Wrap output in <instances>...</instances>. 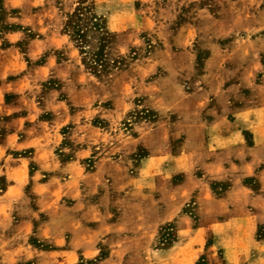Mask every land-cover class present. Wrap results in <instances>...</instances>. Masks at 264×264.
I'll return each instance as SVG.
<instances>
[{
  "label": "rangeland",
  "instance_id": "obj_1",
  "mask_svg": "<svg viewBox=\"0 0 264 264\" xmlns=\"http://www.w3.org/2000/svg\"><path fill=\"white\" fill-rule=\"evenodd\" d=\"M80 7L83 43L67 26ZM257 98H264V0H0V144L12 134L0 154V264H149L158 253L179 254L180 264H232L223 247L210 249L213 231L198 230L205 214L194 197L182 206L185 228L166 220L149 243H127L131 232L110 225L139 208L126 183L150 155L194 154L204 167L198 173L209 162L239 163L230 150L204 152L190 136L209 109L229 105L232 113ZM243 135V156L260 158L255 173L264 170V146L254 149ZM66 179L74 181L69 193ZM210 182L221 199L237 187ZM237 185L264 202L255 174ZM243 198L253 237L264 244V211ZM96 223L106 227L87 256L78 248L66 261L32 254L66 250L70 229ZM43 228L50 239L61 231L64 245L41 239ZM111 253L123 260L104 261Z\"/></svg>",
  "mask_w": 264,
  "mask_h": 264
},
{
  "label": "crops",
  "instance_id": "obj_2",
  "mask_svg": "<svg viewBox=\"0 0 264 264\" xmlns=\"http://www.w3.org/2000/svg\"><path fill=\"white\" fill-rule=\"evenodd\" d=\"M257 99L254 100L253 105H241L232 113L229 105L222 110L216 106L211 110L209 109L207 114L211 116L208 119L200 120L194 129L196 132L193 130L194 133L190 136V139L200 149H204V152L230 150L234 158H239V163L230 160L228 162L230 165L221 167L217 161L212 164L213 166L209 162V166L205 168L207 174L206 172H196L203 166L196 163L194 159H190L191 155L194 154L172 155L167 150H161L155 155L142 159L137 168L138 173L129 177L126 183L127 188L130 189L127 196L134 198L129 199V203L141 204L137 210L128 211L126 223L115 224L113 222L110 225L111 229L130 231L129 235L126 234L128 236L126 242L134 243V246L149 243L151 234L160 223L166 222V220L175 219L178 229L185 228L184 223H189L190 220L188 216L181 214L182 206L188 198L194 197L199 206L198 210L201 214H205L200 218L201 224L198 230L208 229L214 233L216 241L210 249L219 245L223 247L222 252L225 259L232 264H260L257 262L262 261L261 254L263 253L260 250L264 249V244L262 241L254 239V219L246 211L247 206L241 202L246 195V204L250 203L264 211V202L260 199L262 195L254 197L249 193V191L252 193L251 190L237 185L241 183L244 177L252 174H255L260 181L264 180V170L255 173L256 166L260 164L261 159L246 160V157L243 156L244 144L246 143L244 131L250 135L254 149L264 146V98ZM180 101L178 100V102ZM11 138L12 134L6 136L4 143L0 144V154L10 147L9 140ZM71 165L73 164H66L65 169L66 167L70 168ZM97 176L99 177V173L94 178ZM176 176H178V180L173 182V178ZM210 179H227L232 183L234 182L233 184L237 186L236 190H233L232 187L226 192L224 198H218L211 188ZM65 181L63 192L69 193L71 183L74 181L72 182V179ZM14 186L15 184L10 187ZM51 191L53 192V189ZM154 191L158 195H152ZM142 204L147 205L143 206ZM224 211L228 212L229 215L222 218L219 215ZM80 226V228L70 229L73 240L70 241L66 250L40 251L31 249L33 250L32 254L43 257L58 255L66 261L68 257L73 256V253L75 254L78 248L84 256H87L88 253L92 252L91 246L104 234L103 229L106 226L102 223H96L93 227L86 224ZM50 235L46 228H43L41 239L48 238L49 241L59 247L64 245L61 231L58 230L53 233L54 236L51 239L49 238ZM190 239L187 240L186 238L185 243L190 245L189 253L193 254L198 250V247H194ZM76 240L79 246H76ZM254 250L257 252L251 254ZM157 255L158 259L149 264H180L182 260V256L179 254L158 253ZM210 255L213 257L215 253L210 251ZM117 260L122 261L123 257H113V253H111L110 257L104 261Z\"/></svg>",
  "mask_w": 264,
  "mask_h": 264
},
{
  "label": "trees",
  "instance_id": "obj_3",
  "mask_svg": "<svg viewBox=\"0 0 264 264\" xmlns=\"http://www.w3.org/2000/svg\"><path fill=\"white\" fill-rule=\"evenodd\" d=\"M83 7L79 8L78 11L72 13L69 16V20L67 22V26L71 27L72 33L74 35V38L77 40H80L83 43L84 40V31L82 30V26H80V23L83 20V11H82ZM97 24V23H95Z\"/></svg>",
  "mask_w": 264,
  "mask_h": 264
}]
</instances>
